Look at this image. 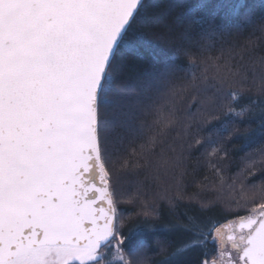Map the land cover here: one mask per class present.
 Listing matches in <instances>:
<instances>
[{
    "label": "snow or ice",
    "instance_id": "snow-or-ice-1",
    "mask_svg": "<svg viewBox=\"0 0 264 264\" xmlns=\"http://www.w3.org/2000/svg\"><path fill=\"white\" fill-rule=\"evenodd\" d=\"M178 26L191 69L179 85L153 59ZM189 90L219 121L189 148L242 141V214L181 213L178 195L166 221L152 205L125 230L118 174L179 123ZM129 136L142 142L112 159L109 142ZM197 251L198 264H264V0H0V264H195Z\"/></svg>",
    "mask_w": 264,
    "mask_h": 264
},
{
    "label": "trees",
    "instance_id": "trees-1",
    "mask_svg": "<svg viewBox=\"0 0 264 264\" xmlns=\"http://www.w3.org/2000/svg\"><path fill=\"white\" fill-rule=\"evenodd\" d=\"M198 2L199 0H189V3L193 4ZM222 16L221 13V18ZM217 22H220V18ZM181 33L182 29L178 26L165 49L158 50L153 58L157 67L162 68L165 64L172 67V79L178 85L191 79L188 58L184 54L186 42L182 39ZM246 38L247 33L217 36L208 54L219 56L221 50H225L227 55L230 46L234 47ZM228 86L225 85L226 88ZM231 87L236 88L238 85L232 84ZM166 91V88H162L161 95ZM254 91L253 89V93ZM194 96L196 93L189 90L183 99L177 102L179 123L165 131L161 138L162 143L151 156L147 160L130 158L129 169L118 174L114 184V192L119 197L117 209L124 216H132V220L126 222L125 230L131 223L143 218L140 215L143 208L152 205H155L159 211L160 219L166 221L169 218V201L178 195L183 197L177 208L181 213L187 211L191 215L198 211L199 202H205L208 208L204 214L221 222L242 214L240 208L243 206V201L240 199L239 185L244 180L242 169L246 164L245 152L240 151L238 147L242 141L237 138L229 141L225 139L227 134L220 137L219 143L223 144L227 156L224 152L217 156L210 155L212 147L216 145L205 144L189 148L188 145L193 142V137H206L214 130L213 125L219 124V121L214 119L204 123L205 112L196 104ZM211 115L223 119L219 111H214ZM239 126L246 127L245 124ZM213 139L217 138L214 136ZM141 142L133 136H129L123 145H114L110 141L111 158L125 156L130 151V146ZM116 147L120 148L119 152L115 150ZM259 179V175L252 178V180ZM251 182V180L247 181V183ZM191 197L196 198L190 199ZM234 200L239 201V204H234ZM201 258L199 251L194 252L190 257L195 264H198Z\"/></svg>",
    "mask_w": 264,
    "mask_h": 264
},
{
    "label": "flooded vegetation",
    "instance_id": "flooded-vegetation-1",
    "mask_svg": "<svg viewBox=\"0 0 264 264\" xmlns=\"http://www.w3.org/2000/svg\"><path fill=\"white\" fill-rule=\"evenodd\" d=\"M235 256H236V253L233 251V257L235 258Z\"/></svg>",
    "mask_w": 264,
    "mask_h": 264
}]
</instances>
